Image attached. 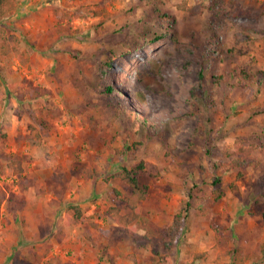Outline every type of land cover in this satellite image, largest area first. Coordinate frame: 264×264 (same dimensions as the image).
Returning a JSON list of instances; mask_svg holds the SVG:
<instances>
[{
  "label": "rangeland",
  "instance_id": "374dc122",
  "mask_svg": "<svg viewBox=\"0 0 264 264\" xmlns=\"http://www.w3.org/2000/svg\"><path fill=\"white\" fill-rule=\"evenodd\" d=\"M18 1L0 18L20 40L1 57L0 264H72L61 221L78 195L95 206H81L95 213L86 263L151 264L153 247L107 214L125 211L117 175L141 160L155 176L142 212L161 226L180 215L171 264H264V78L241 73L264 71V0ZM35 116L49 124L38 145L25 138ZM238 138L260 144L240 177L225 156ZM44 218L45 238H25Z\"/></svg>",
  "mask_w": 264,
  "mask_h": 264
},
{
  "label": "trees",
  "instance_id": "16d2710c",
  "mask_svg": "<svg viewBox=\"0 0 264 264\" xmlns=\"http://www.w3.org/2000/svg\"><path fill=\"white\" fill-rule=\"evenodd\" d=\"M19 6L18 0H0V18L8 17L17 11ZM177 41V39L175 38ZM20 40L17 38L11 39L6 36L2 31H0V69L2 70L1 57L8 56L9 54L19 52ZM177 49L179 51L180 57H187L188 48L184 44H179L177 41ZM107 63V62H106ZM244 76L251 77L254 79L264 78V71H258L250 74L246 70L241 72ZM3 83L0 80V103H2V97L4 90L2 88ZM105 90L110 95L114 92L113 83L105 85ZM39 94L37 89H33L31 92V97H35ZM191 94L195 95L194 90ZM192 111L196 102L191 100ZM124 109L133 115L137 119L143 121L148 127L156 126L154 122L149 119V116H143L135 108L132 110L131 107ZM37 124H29V132L25 135L27 141L32 145H38L42 139V131L48 129L49 124L43 117H36ZM260 148V144L255 142L247 141L243 138H238L235 142L233 148L225 150V156L230 160V167L239 171L238 177L242 176L243 169L247 167H257L260 164L259 159L255 156V151ZM119 177L123 179L125 184L129 187L128 191L120 197L123 209L118 205L110 206L107 209V214L110 218L117 223L126 232L132 234L137 239L145 240L146 245L153 247L151 264H171V259L169 254L172 251L178 233L180 231V215H175V220L165 226H161L154 222L150 217L142 212L140 203L147 198L150 191V184L152 179L155 177L152 172L146 168V164L143 160L136 163L131 168L123 167L122 171L118 173ZM222 183L221 177L216 176L213 180V195L215 200H221L225 196V192L222 190L220 184ZM23 188L28 187V182L23 179L21 182ZM74 213L68 218V224L72 225L75 223H84L86 221L91 224H95L93 219L95 218V213H85L81 206L74 204L72 206ZM143 231V234L140 232ZM88 235V233H86ZM238 251V250H236ZM204 253H196L195 257H202ZM243 260L236 259V264H240Z\"/></svg>",
  "mask_w": 264,
  "mask_h": 264
},
{
  "label": "crops",
  "instance_id": "0c3cea01",
  "mask_svg": "<svg viewBox=\"0 0 264 264\" xmlns=\"http://www.w3.org/2000/svg\"><path fill=\"white\" fill-rule=\"evenodd\" d=\"M39 173L40 172H38V174ZM39 176L40 175H38V178H40ZM48 177H50V176H48ZM32 191H33V188H30V190L25 191V192L19 190V192L22 195L27 197V201H30ZM34 191L36 192V190H34ZM40 195L41 194L35 195L34 197H36V198H38V196L41 197ZM53 197H55V196H53ZM76 197L77 198L75 199V202L80 204L85 210L92 212L93 209H95L94 205L90 206L89 202L85 201L84 199H81L80 195H78ZM43 199H46V197L45 198L41 197V200H43ZM53 201H56V200H53ZM67 202H66V204H67V206H69L70 202L69 203H67ZM58 204L60 205V203H58ZM85 210H84V212H85ZM32 211H33V209H31V212ZM43 212H44V214H43ZM39 215L40 216L47 215L46 210H44L43 207L40 209ZM64 215H65V213L63 214V217L65 218ZM69 216H71V213H66V222L67 223L64 221V218L61 221L62 225H63L62 230H64V232L66 233V236L64 237V240H63L64 242L62 244V247H65L66 252L69 251V249H71V251H73V255H75V256H73L71 258L68 257L67 259H70L72 264H87V263L88 264H95L94 262H91L89 260V258H88L87 263H86V260H84V259H86V258H84V254L89 253L86 250H89L90 242L85 238V236L83 234H86V233L89 234V233L94 231L92 224L90 222L86 221V222L80 223V224H78V223L72 224L73 225L72 226V225L68 224ZM96 220L100 221L99 219H96ZM100 222H102V220ZM44 223L47 224V218H44L42 221L40 219L39 221L35 222V228L28 227V231L25 233V238L27 237V238L31 239V242H34V241L38 242V240H33V233L37 232L39 234V236H37V237H39V240H43L46 236V232L48 231L47 230L48 227L46 228V225ZM18 241L19 240H17V242H14V244L11 245V247L16 248V246L18 245ZM26 241H28V240L26 239ZM11 251H12V249H11ZM65 251H62L61 255L64 254ZM30 258H31V256H29V259ZM25 259L27 260L28 257H25ZM29 259H28V261H31Z\"/></svg>",
  "mask_w": 264,
  "mask_h": 264
}]
</instances>
